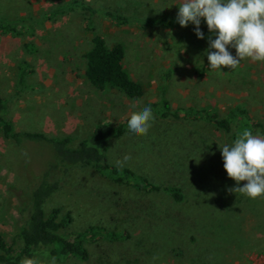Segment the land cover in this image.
Segmentation results:
<instances>
[{"label":"rangeland","instance_id":"374dc122","mask_svg":"<svg viewBox=\"0 0 264 264\" xmlns=\"http://www.w3.org/2000/svg\"><path fill=\"white\" fill-rule=\"evenodd\" d=\"M72 1L0 0V19L22 20L32 28L21 35L0 31V98L7 104L3 117L15 131L70 137L77 147L98 124L126 120L132 111L158 102L163 91L173 109L210 106L226 116L245 105L250 117L264 124V62L242 60L234 70H210L206 49L215 36L205 21L200 25L204 39L196 36L195 25H179L183 0H83L150 22L118 26L95 17L94 30L109 45L125 44L126 68L146 92L133 101L113 89L97 90L85 78L83 53L91 47L87 15L71 10L52 17ZM229 51L235 55V49ZM22 69L28 71L20 77ZM153 115L147 135L128 134L106 144L111 166L131 157L117 168L124 179L126 170L135 175L130 186L84 165L49 175L57 189L44 204L46 214L60 209V220L70 218L65 232L72 235L101 231L84 243L87 259L58 254L57 264H264V198L229 192L236 182L228 178L219 148L232 143L236 130ZM54 153L47 142L19 145L0 128V234L18 251L22 198L45 179ZM135 180L161 189L137 191ZM170 188L179 189L184 199L175 200L165 190ZM30 259L46 264L49 258Z\"/></svg>","mask_w":264,"mask_h":264},{"label":"trees","instance_id":"16d2710c","mask_svg":"<svg viewBox=\"0 0 264 264\" xmlns=\"http://www.w3.org/2000/svg\"><path fill=\"white\" fill-rule=\"evenodd\" d=\"M71 10H79L87 15L85 32L91 42V47L83 53L86 62V80L97 90L113 89L123 93L130 100L139 101L142 99L145 95L144 86L134 81L126 68L125 44L119 41L109 45L104 36L94 30V19L97 15H100L118 26L144 25L150 22L132 21L120 14L119 11L98 9L83 0H73L67 3V5L54 11L52 17L66 14ZM0 31L4 34L21 35L31 33L32 28L22 20L6 21L0 19ZM22 64H27V62ZM26 71L28 69H22L20 77L26 74ZM149 106L153 112L159 113L163 118L199 119L226 132H231L234 129L237 132L236 135L244 129L252 131L253 134L264 135V124L253 120L250 117L248 106L245 105H237L231 108L226 116H221L210 106L173 109L170 102L165 99V91H163L160 100ZM6 109L7 104L0 98V128L3 129L5 138L15 141L19 145L23 141L47 142L51 144L55 153L45 179L39 183L35 190L29 192L28 197L25 196V199H23L21 196L23 203L21 215L24 224L19 231V237L23 242V248L20 251L16 250L12 244L6 242L4 235L0 234V264H20L24 257L42 256L48 259L58 254H61L65 260L72 257L87 259L89 254L84 247V243L94 241V236L101 231L91 228L87 232L72 235L67 231L65 232L70 218L66 217L60 220V209L56 208L49 215L46 214L44 204L48 202L57 189V183L51 182L49 175L57 171L66 172L67 169L69 170L76 165H84L100 170L117 183L128 185L132 183L135 175L130 170H126L127 178L124 179L119 176V170L111 166L104 155L107 150V143L131 134L127 130V120L129 118L120 123L106 121L98 124L88 138L81 141L77 147H72V138L70 137L49 138L39 133L15 131L11 123L3 117ZM135 182L136 184L132 187L137 191L146 190L150 192L161 189L149 184L147 181L139 182L135 180ZM165 190L177 201L184 199L179 189L170 188Z\"/></svg>","mask_w":264,"mask_h":264},{"label":"clouds","instance_id":"9594fccd","mask_svg":"<svg viewBox=\"0 0 264 264\" xmlns=\"http://www.w3.org/2000/svg\"><path fill=\"white\" fill-rule=\"evenodd\" d=\"M177 22L181 27L195 25V34L204 39L200 29L201 20L206 22L209 37L206 49L209 69L221 73L222 66L236 69L242 60L264 62V0H183L179 5ZM229 48L235 49L233 55ZM136 104L130 105L135 109ZM154 120L150 106L132 111L127 120L129 133L147 135ZM223 167L228 178L236 182L229 192L239 193L248 199L264 198V135L253 134L244 129L231 144L219 146ZM27 155V153H25ZM131 159L125 155L116 160L117 168L122 169ZM241 182H246L240 186ZM158 259L154 256L153 260ZM20 264H43L39 259L24 258ZM46 264H57L51 256Z\"/></svg>","mask_w":264,"mask_h":264},{"label":"crops","instance_id":"0c3cea01","mask_svg":"<svg viewBox=\"0 0 264 264\" xmlns=\"http://www.w3.org/2000/svg\"><path fill=\"white\" fill-rule=\"evenodd\" d=\"M133 79V78H132ZM135 81V80H134ZM137 82V81H136ZM146 92V91H145ZM128 98V97H127ZM188 108H191V107H188ZM125 121V120H124ZM123 122V121H122Z\"/></svg>","mask_w":264,"mask_h":264}]
</instances>
